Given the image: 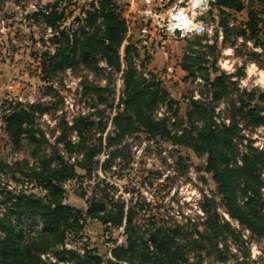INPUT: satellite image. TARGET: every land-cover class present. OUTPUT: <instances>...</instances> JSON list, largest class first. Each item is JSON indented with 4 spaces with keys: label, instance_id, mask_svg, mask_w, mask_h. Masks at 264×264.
I'll return each instance as SVG.
<instances>
[{
    "label": "trees",
    "instance_id": "16d2710c",
    "mask_svg": "<svg viewBox=\"0 0 264 264\" xmlns=\"http://www.w3.org/2000/svg\"><path fill=\"white\" fill-rule=\"evenodd\" d=\"M263 4L264 0L208 2L209 13L217 10V26L221 28L223 40L229 38L231 31L236 41L251 40L261 49V52H249L252 56L264 55ZM244 9L247 10L244 22H237L228 12ZM38 13L55 33L52 38L55 50L52 54L46 53L42 61V69L48 70L46 78L52 80L59 72L78 64L99 71L100 60L111 73L122 72V106L112 117L113 132H107L105 137L107 121L101 116L92 118V111L79 113L71 125L65 122L57 141L70 156L77 152L75 160L65 159L55 150L44 155L37 165L28 166L25 173L37 181L44 191L42 196L15 194L5 188L0 191L4 195L0 199V208H4L0 213V264H45L50 258L51 264L59 260L74 264H190L189 253L199 254L203 249L208 254L214 252L218 261H225L227 254L233 253L227 239L238 240L240 235L220 215L214 197L204 194L200 201V211L207 222L205 231L199 230L191 217L165 220L160 206L148 201L139 189L130 191L132 197L128 204L114 198L115 192H112L117 187L108 179L119 178L115 165H129L133 161L132 155L125 152L126 141L137 133L204 154V170L211 175L225 212L251 234L264 238V149L255 146L247 135L248 131L264 126V89L236 86L237 82L232 79L235 75L216 65V44L203 43L202 35L195 34L180 66L187 72L185 79L198 81L204 89L198 90L199 97L188 98L187 110L181 116L178 100L135 61L139 50L129 40L130 36L127 38L129 25L116 0L91 1L83 9V16L76 17L73 28L62 27L64 9L58 10L54 4L46 5ZM231 44L236 48V43ZM94 88L102 90V87ZM222 101H225L224 109L219 108ZM43 112L44 108L38 104L24 107L18 103L3 114L4 129L15 143L25 137L37 144L35 119L36 114ZM69 130L75 133V140L66 137ZM101 154L105 157L99 162ZM176 162L184 160L179 157ZM98 167L105 175L100 179L103 193L87 198L86 207L66 203L64 183L97 177ZM147 208L151 212L147 219L144 215L135 217ZM89 219L113 228L123 227L125 243L116 244L110 256L100 253L98 247L86 246L82 253L67 248L68 234L81 232ZM166 222L174 224L166 225Z\"/></svg>",
    "mask_w": 264,
    "mask_h": 264
},
{
    "label": "rangeland",
    "instance_id": "374dc122",
    "mask_svg": "<svg viewBox=\"0 0 264 264\" xmlns=\"http://www.w3.org/2000/svg\"><path fill=\"white\" fill-rule=\"evenodd\" d=\"M91 1L93 0H20L19 2L7 0L0 3V162L3 165L0 169V191L5 188L15 194L42 196L44 191L38 186L37 181L25 175L28 171L27 167L37 165L44 155H49L55 150L63 154L65 159L75 160L77 152H73L70 156V152L66 151L57 139L63 134L65 122L71 125L73 118L79 113L92 111V118L101 116L107 121L103 137L107 132H113L112 117L122 106V72L111 73L100 60L99 65L102 69L99 71L78 64L59 72L52 80L46 78L48 70L42 69L44 55L52 54L56 46L52 41L55 34L53 27L48 26L38 12L46 5L54 4L58 10L64 9L62 27L73 28L77 24L76 17L83 16V9L88 8ZM116 1L123 8L125 15L126 8L123 1ZM176 1H156L152 9L161 10L162 15L154 17L151 14V18L146 20H142L140 16L134 21L147 24L148 29L135 30L133 34L132 30L128 31L127 38L130 36L129 40L137 44L140 55L135 61L139 64V68L149 74L152 73L154 77L151 79L159 81L170 95L178 100L180 115L184 116L188 98L193 95L199 97L198 90L204 87L191 78L185 79L187 72L180 66L186 47L189 41H194L195 34L175 37L164 28L168 23L170 7ZM191 1L181 0V5L188 7ZM198 11L202 12L201 17L210 29L202 34L203 43L216 44L214 54L217 56L216 65L226 73L235 75L232 79L237 82L236 86L264 89V55L261 53L259 56L249 55L251 51L261 52L260 47L254 46L251 40H234V31H231L229 38L224 41L221 28L217 26V10L213 9L212 13H209V5H207ZM228 12L237 22L247 20L246 9L241 12L233 10ZM125 19L127 21L126 17ZM152 19L155 20L158 30L154 31ZM128 21L131 20L128 18ZM126 42L127 40L124 43ZM233 42L236 43V48L231 44ZM209 64L210 62L206 65ZM96 86L102 87V90H95ZM18 103L24 107L38 104L44 108L43 114H36L35 119V128L38 129L35 135L39 139L37 144L30 143L25 137L19 143H15L4 129L3 114ZM224 107L225 101H222L219 108L224 109ZM247 135L255 146L264 149V126L248 131ZM66 137L76 139L75 133L70 130L66 131ZM125 152L132 155L133 161L129 165H115L114 168L120 176L108 179L117 187V190L112 192H115L113 194L115 199H123L128 204L132 197L130 191L139 189L148 201L157 204V207L160 206L165 220L191 217L195 220L197 228L205 231L207 222L203 217L204 213L200 211V201L206 194L207 197H214L220 215L238 230L240 239L228 238L226 241L233 253L229 252L225 261H218L214 252L208 254L206 249H203L198 251L199 254L189 253L190 264L202 262L264 264V238L251 234L249 230L246 231L245 227L237 225L225 212L216 185L211 175L204 170L206 164L204 154L195 153L188 147L175 145L161 138L149 139L143 133L128 137ZM104 157L105 155L101 154L98 161L101 162ZM179 157H182L184 162L177 163ZM16 162L17 165H14ZM96 176L91 179H74L65 182L64 201L73 206L86 207L87 198L100 196L103 193L100 179L105 175L99 167ZM3 196L0 194V199ZM148 208L138 212L135 217L142 218L144 215L147 219L151 215ZM2 212L4 208H0V213ZM35 221L36 219L32 223ZM173 224L166 222V225ZM122 243H125L123 227L113 228L90 219L84 222L81 232L68 234L66 239L67 248L82 253V249L86 246L98 247L100 253H105L107 256H110V250L116 244ZM220 243H223L222 238ZM206 248L210 249L207 245ZM50 262L51 258L45 264H51ZM54 264H74V262L65 263L59 260Z\"/></svg>",
    "mask_w": 264,
    "mask_h": 264
},
{
    "label": "built area",
    "instance_id": "2783aa9c",
    "mask_svg": "<svg viewBox=\"0 0 264 264\" xmlns=\"http://www.w3.org/2000/svg\"><path fill=\"white\" fill-rule=\"evenodd\" d=\"M209 0H206L205 4H203L202 0H192L188 7H184L181 5V0H177L170 7V11L168 13L167 22L165 24V30L169 31L172 36L181 37L187 34H197L202 35L207 31H210L208 24L201 17L202 12L198 10H202L204 7L208 5ZM177 22L184 23L181 28L176 27ZM179 29L180 34L176 36L174 34V30ZM84 113V111H83ZM237 225L239 223L235 220ZM246 231L248 229L245 228Z\"/></svg>",
    "mask_w": 264,
    "mask_h": 264
},
{
    "label": "crops",
    "instance_id": "0c3cea01",
    "mask_svg": "<svg viewBox=\"0 0 264 264\" xmlns=\"http://www.w3.org/2000/svg\"><path fill=\"white\" fill-rule=\"evenodd\" d=\"M124 3V6L126 8V13H125V17L127 18V22L129 24V29L128 31L132 30V34L134 33L135 30H141V31H146L147 28V24L145 23H136V19L139 18L141 16L142 20H146L148 18H151V14L154 17H158L160 15H162V11L161 10H153L152 6H154L153 4L161 0H122ZM161 4V3H160ZM156 5V4H155ZM128 18L131 21H128ZM155 19V18H154ZM152 19V23H153V29L158 30L156 25H155V20ZM135 20V21H134ZM130 22H131V26H130ZM159 40V39H156Z\"/></svg>",
    "mask_w": 264,
    "mask_h": 264
},
{
    "label": "water",
    "instance_id": "95a60500",
    "mask_svg": "<svg viewBox=\"0 0 264 264\" xmlns=\"http://www.w3.org/2000/svg\"><path fill=\"white\" fill-rule=\"evenodd\" d=\"M202 1H203V4H205L206 0H202ZM174 34H175L176 36H178V35L180 34V30H179V29H175V30H174Z\"/></svg>",
    "mask_w": 264,
    "mask_h": 264
},
{
    "label": "bare ground",
    "instance_id": "6f19581e",
    "mask_svg": "<svg viewBox=\"0 0 264 264\" xmlns=\"http://www.w3.org/2000/svg\"><path fill=\"white\" fill-rule=\"evenodd\" d=\"M184 23L177 22L176 27L181 28Z\"/></svg>",
    "mask_w": 264,
    "mask_h": 264
}]
</instances>
